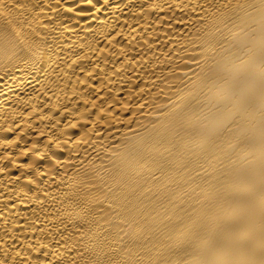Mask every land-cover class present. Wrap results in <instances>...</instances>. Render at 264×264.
<instances>
[{
    "label": "bare ground",
    "instance_id": "6f19581e",
    "mask_svg": "<svg viewBox=\"0 0 264 264\" xmlns=\"http://www.w3.org/2000/svg\"><path fill=\"white\" fill-rule=\"evenodd\" d=\"M0 264H264V0H0Z\"/></svg>",
    "mask_w": 264,
    "mask_h": 264
}]
</instances>
